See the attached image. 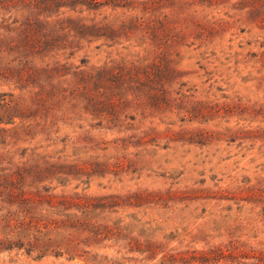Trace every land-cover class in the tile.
Listing matches in <instances>:
<instances>
[{
    "label": "rangeland",
    "instance_id": "rangeland-1",
    "mask_svg": "<svg viewBox=\"0 0 264 264\" xmlns=\"http://www.w3.org/2000/svg\"><path fill=\"white\" fill-rule=\"evenodd\" d=\"M0 264H264V0H0Z\"/></svg>",
    "mask_w": 264,
    "mask_h": 264
}]
</instances>
